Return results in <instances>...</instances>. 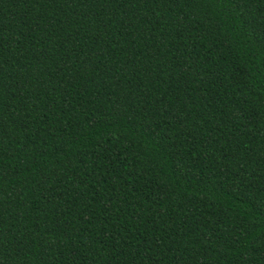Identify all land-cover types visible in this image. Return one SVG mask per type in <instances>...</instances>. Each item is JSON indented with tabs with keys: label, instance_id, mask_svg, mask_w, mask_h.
Instances as JSON below:
<instances>
[{
	"label": "trees",
	"instance_id": "trees-1",
	"mask_svg": "<svg viewBox=\"0 0 264 264\" xmlns=\"http://www.w3.org/2000/svg\"><path fill=\"white\" fill-rule=\"evenodd\" d=\"M0 264H264V0H0Z\"/></svg>",
	"mask_w": 264,
	"mask_h": 264
}]
</instances>
